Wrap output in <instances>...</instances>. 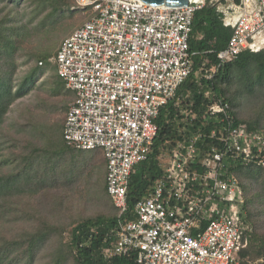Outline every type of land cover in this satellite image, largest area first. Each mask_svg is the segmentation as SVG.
Masks as SVG:
<instances>
[{"label":"built area","instance_id":"built-area-1","mask_svg":"<svg viewBox=\"0 0 264 264\" xmlns=\"http://www.w3.org/2000/svg\"><path fill=\"white\" fill-rule=\"evenodd\" d=\"M208 2L231 29L217 64L204 69L203 77L211 80L241 52L264 48V0ZM206 3L189 0L170 8L140 0H75V9L89 12L88 18L61 41L53 63L74 93L63 126L65 144L99 150L105 160L107 194L118 212L116 227L106 233L114 237L106 257L134 252L137 264H238L236 255L246 245L244 194L226 159L264 169V131L235 123L224 102L208 110V155L199 158L205 134H196L161 157L163 177L136 202L135 219L123 221L132 169L147 160L160 110L191 73L193 15Z\"/></svg>","mask_w":264,"mask_h":264},{"label":"trees","instance_id":"trees-1","mask_svg":"<svg viewBox=\"0 0 264 264\" xmlns=\"http://www.w3.org/2000/svg\"><path fill=\"white\" fill-rule=\"evenodd\" d=\"M208 1L193 15L189 39L191 73L160 110L155 120L157 135L147 160L132 169L124 222L135 219L134 205L163 177L161 157L172 149H181L196 134H205L198 142L203 141L199 158L208 155L213 143L208 110L213 104L228 103L235 123L245 125L247 131H264V48L257 53L243 51L221 66L211 80L203 77L204 69L217 64L216 53L226 47L231 36V29L222 24V13ZM69 6V0H0V154L9 149V154L0 156V264H137L134 252L104 256L114 243V237L106 233L118 222V212L107 194L105 160L103 184L91 182L88 191L99 211L69 215L66 221L57 222L61 199L55 205L48 193L79 181L81 167L88 164L83 155L92 154L65 144V119L63 124H32L28 131L27 126L18 127L16 138L7 134L15 127L9 122L12 106L29 95L44 73L39 35L50 17ZM52 41L53 37H47L46 47H51ZM21 59L23 64L34 62L23 82L17 80ZM50 68L59 79L55 65ZM63 91L64 84L59 79L53 92L58 95ZM206 122L211 125L204 127ZM22 132L26 137L20 140ZM226 162L242 187L243 220L249 228L243 235L246 245L236 255L237 263L264 264V169L233 158ZM65 232L69 234L67 241Z\"/></svg>","mask_w":264,"mask_h":264},{"label":"rangeland","instance_id":"rangeland-1","mask_svg":"<svg viewBox=\"0 0 264 264\" xmlns=\"http://www.w3.org/2000/svg\"><path fill=\"white\" fill-rule=\"evenodd\" d=\"M70 6L62 9L56 15H53L48 19L45 29L40 33L42 44L39 50V59L44 63L42 68L44 73L37 79L31 92L26 97L17 101L9 113V122L15 123L14 129L7 127L6 132L9 129V136L13 138L18 135L16 129L18 127L27 126L25 130H29L33 125L46 124L51 125L53 122L63 124L67 110L69 109L72 98L67 93L56 95L53 92L59 79L56 78L55 72L50 68L53 66V58L58 50L61 41L69 36L74 28L81 26L88 18L87 11H79L75 8V0H69ZM53 37L52 46L46 47V38ZM43 39V40H42ZM17 72V80L23 82L32 69L34 62L28 64L21 63ZM25 133L19 134V139H25ZM24 143L21 142L20 146ZM21 148V147H20ZM18 153V152H17ZM9 154V149L0 154ZM88 160L87 166L81 167L79 173V181L70 185H64L58 187L55 190H51L48 193L50 201L53 200L55 205L59 198L62 205L59 207L60 211L56 212L57 222L66 221L69 215L86 214L91 215L94 212L99 211L98 203L92 202L89 199L90 194L88 191L91 188V182H97L103 184V172H104V160L100 152H94L92 154L83 155ZM82 156V157H83ZM83 157V158H84ZM90 158V159H88ZM65 160L70 161L69 158ZM4 169V168H3ZM96 169L99 171L96 173ZM91 170H94L93 172ZM58 197V199H56ZM68 232L64 233V238L68 240Z\"/></svg>","mask_w":264,"mask_h":264},{"label":"water","instance_id":"water-1","mask_svg":"<svg viewBox=\"0 0 264 264\" xmlns=\"http://www.w3.org/2000/svg\"><path fill=\"white\" fill-rule=\"evenodd\" d=\"M140 1L152 6L174 8V7L187 6L189 0H140Z\"/></svg>","mask_w":264,"mask_h":264},{"label":"crops","instance_id":"crops-1","mask_svg":"<svg viewBox=\"0 0 264 264\" xmlns=\"http://www.w3.org/2000/svg\"><path fill=\"white\" fill-rule=\"evenodd\" d=\"M75 29V28H74ZM73 29V30H74ZM56 71V70H55ZM64 89H65V87H64ZM65 91L71 96V98H72V101H73V99H74V93L73 92H71V91H69V90H67V89H65ZM87 152H92L93 153V151H87ZM94 152H97V151H94ZM98 152H100L101 153V151H99L98 150ZM102 154V153H101ZM102 157H103V155H102ZM103 160H104V158H103Z\"/></svg>","mask_w":264,"mask_h":264}]
</instances>
